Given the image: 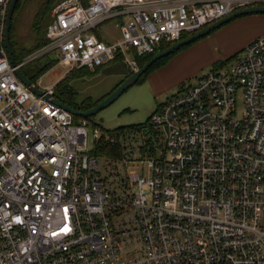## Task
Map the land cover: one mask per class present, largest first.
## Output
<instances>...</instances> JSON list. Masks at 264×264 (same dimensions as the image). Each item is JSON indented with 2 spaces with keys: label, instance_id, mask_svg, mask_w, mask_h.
Here are the masks:
<instances>
[{
  "label": "built area",
  "instance_id": "built-area-1",
  "mask_svg": "<svg viewBox=\"0 0 264 264\" xmlns=\"http://www.w3.org/2000/svg\"><path fill=\"white\" fill-rule=\"evenodd\" d=\"M10 2L0 0V264H264V38L158 107L159 153L137 158L90 155L101 129L75 122L42 76L37 96L14 73L48 54L68 73L117 59L133 73L135 57L264 0H62L16 67ZM103 158L124 172L104 180Z\"/></svg>",
  "mask_w": 264,
  "mask_h": 264
},
{
  "label": "rangeland",
  "instance_id": "rangeland-1",
  "mask_svg": "<svg viewBox=\"0 0 264 264\" xmlns=\"http://www.w3.org/2000/svg\"><path fill=\"white\" fill-rule=\"evenodd\" d=\"M46 1L19 0L17 3L10 30L12 39L19 49L30 51L36 46L35 41L40 39V36L44 37L47 22H43L41 25L43 29L40 28L38 35L37 33L35 35L37 31H33L32 25L35 16ZM108 25L109 27L103 32L104 41L110 42L118 39V32L110 24ZM258 38H264V14L236 18L174 54L163 66L149 72L139 83L130 87L90 119L105 130L114 131L123 128L124 131L120 134L119 141L125 148L124 154L137 158L139 147L142 144V133L129 128L144 125L158 105L165 103L177 93L183 84H193L197 78L208 74L214 65L225 63L228 68L233 66L244 47ZM37 48L28 53L22 52L20 60L36 52L39 49ZM129 59H134L131 53ZM52 60L53 66L43 74L40 73L39 77L42 76L40 87L42 88L56 87L70 74L64 67L56 64L54 54L39 58L30 63L28 67L29 69H41L50 64L49 61ZM128 74L130 72L127 65L119 59L83 77H72L67 80V84L77 93V101L89 98L96 102L107 97ZM241 106L242 101L238 97V107ZM155 151L157 155L159 149L156 148ZM98 167L101 177L106 181L112 177V171L117 169L124 172L120 165L114 166L109 158L98 159ZM128 171L139 172L140 168L128 166ZM128 213L123 216L117 215L120 225H127L130 219H128Z\"/></svg>",
  "mask_w": 264,
  "mask_h": 264
},
{
  "label": "trees",
  "instance_id": "trees-1",
  "mask_svg": "<svg viewBox=\"0 0 264 264\" xmlns=\"http://www.w3.org/2000/svg\"><path fill=\"white\" fill-rule=\"evenodd\" d=\"M62 0H47L42 7L40 8V10L38 11L37 15L34 18L33 21V31H37L35 32V35L37 33L38 35V31L40 30V28L43 29V26H41L44 23H46V25L48 24L49 20H50V12L52 10V8L59 3ZM83 4H87L89 0H81ZM19 2V1H18ZM17 2V3H18ZM17 5V4H16ZM48 19V21H47ZM45 25V28H46ZM44 28V30H45ZM11 29V27H10ZM190 35H184L182 39H185L187 37H189ZM9 37H10V47H11V51H12V55L14 57L15 61H21V54L22 52H30L32 51L34 48H40L43 43H44V37L40 36V39H38L37 41H35L36 46L33 47V49H31L30 51H26L23 49H19L17 47V45L14 43L13 39H12V31L10 30L9 32ZM39 38V37H38ZM43 38V39H42ZM172 44H163L161 45L160 49L151 54V55H147V56H143V57H135V60L137 62V65L139 68H141L149 59H151L156 53H158L159 51H162L164 49H166L167 47L171 46ZM187 47V46H186ZM37 48V49H38ZM185 47L179 49L178 51L174 52L173 54L158 60L157 62H155L148 70L145 74H143L141 76V78L139 79V81H141L149 72H152L153 70L160 68L161 66H163L174 54H176L177 52L183 50ZM20 55V56H19ZM119 60V59H117ZM117 60L113 61L112 63L116 62ZM32 63V62H30ZM26 64L22 69L21 72L22 74L28 78L31 82L34 81L35 79L39 78L40 73H44L45 71L49 70L52 67V64H48L46 66H44L43 68L39 69V68H34V69H29V64ZM227 64L223 63V64H216L214 65L212 70L215 69H220L223 67H226ZM100 68L95 69L92 72L98 71ZM90 71L86 70V69H80L77 70L75 72H72L70 74H68L62 81H60L56 87H55V97L56 99H58V101H60L61 103H63L64 105L71 107L75 110L78 111H87L91 108H93L95 105H97L100 101H102L104 98H102L101 100H98L96 102L91 101L89 98L81 100V101H77L76 95L77 93L74 91V89L72 87H70L67 84V80H69L72 77H83L86 74H89ZM131 74V73H130ZM126 75L124 76V80L130 75ZM124 80H122L121 82H123ZM139 81L137 83H139ZM116 89V88H115ZM114 89V90H115ZM113 90V91H114ZM162 104L158 105V107H160ZM157 110V109H156ZM74 121L77 122L79 119V117H73ZM89 123L90 127H95L98 126L101 129V135L100 138L94 142L92 149L90 151V155H93L95 157H110V158H114V159H118L120 158L122 155H124L125 153V148L120 144L119 141V136L121 133H123V128L120 129H116L114 131H109V130H105L103 129L99 124L97 123H93L91 121L90 118L86 119ZM132 131L135 132H141L142 133V144L139 147V152L142 155H146V156H150V155H156V146L154 144H157L159 141L158 136L160 135L159 131H157L156 129H154L152 127V125L150 124V117L147 119L146 123L144 125H139V126H134L129 128ZM144 133V134H143Z\"/></svg>",
  "mask_w": 264,
  "mask_h": 264
},
{
  "label": "water",
  "instance_id": "water-1",
  "mask_svg": "<svg viewBox=\"0 0 264 264\" xmlns=\"http://www.w3.org/2000/svg\"><path fill=\"white\" fill-rule=\"evenodd\" d=\"M19 0H11L8 13H7V19H6V24H5V31H4V44L5 48L7 51L8 55V60L9 63L11 64L12 67H16V62L14 60V57L12 55L11 47H10V37H9V32H10V27H11V20L12 16L16 7V4ZM252 14H264V6L262 7H253L241 11H237L228 17H225L219 21H216L199 31L195 32L194 34L190 35L189 37L182 39L171 46L167 47L166 49L159 51L156 53L151 59H149L141 68H139L137 71L131 73L119 86L116 87L114 91H112L107 97H105L102 101H100L97 105H95L93 108L87 110V111H78L75 110L71 107H68L61 103L58 100L54 99V103L57 104L58 106L62 107L65 111L70 113L73 117H79L82 119H87L95 114H97L100 110L106 108L109 106L112 102H114L120 95H122L126 90H128L130 87L135 85L141 76L147 72V70L158 60L163 59L174 52L178 51L179 49L186 47L190 45L191 43L205 37L212 31L218 29L219 27L223 26L224 24L229 23L230 21L246 16V15H252ZM15 75L16 77L35 95L41 96L43 94V91L37 89L31 81L26 78L20 69L15 70Z\"/></svg>",
  "mask_w": 264,
  "mask_h": 264
}]
</instances>
